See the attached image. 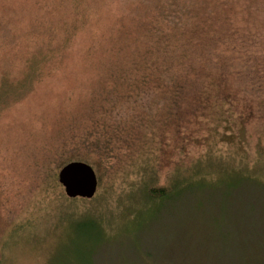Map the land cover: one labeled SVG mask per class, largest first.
Segmentation results:
<instances>
[{"label":"rangeland","instance_id":"374dc122","mask_svg":"<svg viewBox=\"0 0 264 264\" xmlns=\"http://www.w3.org/2000/svg\"><path fill=\"white\" fill-rule=\"evenodd\" d=\"M185 16L212 24L211 35L183 67L169 66L160 42ZM183 81L225 94V113L192 115L183 127L187 105L164 94ZM98 121L122 127L128 143L106 157L95 197L69 198L60 163ZM183 167L191 170L177 183L199 178L191 182L206 199L181 230L195 194L167 210L141 195L144 180L165 185ZM240 184L225 227L216 213ZM0 191V264H140L130 241L158 217L185 245L145 264H264V0H0ZM216 231H227L224 243ZM161 232L143 240L155 256Z\"/></svg>","mask_w":264,"mask_h":264},{"label":"trees","instance_id":"16d2710c","mask_svg":"<svg viewBox=\"0 0 264 264\" xmlns=\"http://www.w3.org/2000/svg\"><path fill=\"white\" fill-rule=\"evenodd\" d=\"M212 13V11H209V14ZM200 21L206 22L207 19L205 17H202ZM177 30L175 31V34L172 35L169 38H165V40H162L160 42V47L165 51V58H168L169 66H180L183 67L184 60L189 59V53L193 51V44L195 41L202 40L205 42V40L210 38L211 30H212V24L209 26H202L199 21L195 22L193 21V16H185V18L182 20L181 24H176ZM195 33H199V35L195 38L192 36H196ZM174 39V40H172ZM193 66H190L189 69H192ZM220 80V79H219ZM192 83L188 82H182L181 86L173 85L171 87H168L165 89L164 94H167L166 98L167 101H170L171 103H174L176 108H180V105L178 107L176 106L178 103H182L187 105L188 109L186 112H182V126L188 127L186 125L187 122L191 119L192 115H198L201 117H207L212 116L214 114L223 115L222 112L225 113L224 105H225V94H213L212 90L207 91L203 86L201 87H193L191 86ZM188 85V86H187ZM161 98H163V94L161 95ZM211 98H215L212 99ZM126 101V104L129 103V100H123L121 102V106ZM122 111V109H121ZM129 114V113H127ZM111 116V115H110ZM102 126V127H101ZM112 129V130H111ZM125 131H123L122 127L116 125V124H110L108 126H103V124L98 121L96 122L90 129H86L84 134L79 136V140L77 143V149L78 151L70 153L66 157H64L63 161L60 163V167L65 165L66 163L74 160L84 161L93 166L95 169L98 179H99V185L102 186L104 181V174L106 171V163L107 159L106 157H114V153L118 148H121L123 146H126L128 143L127 135L124 134ZM142 163L139 165L138 171L141 173H148V170L151 169V167L148 168V160H145L146 154H142ZM150 158V157H149ZM191 168V167H190ZM195 166L193 167V169ZM141 169V170H140ZM152 170V169H151ZM191 169L183 167L181 170L178 169L177 172H175L172 177L171 181H169L168 184H157L154 183L153 179L150 180H144L142 183L144 184L143 192H142V199L146 203H157L162 202L164 203V208L167 210L170 208V205L173 204V202L177 199H179V202L187 195V194H195L197 197L196 204L193 205V207L188 211L183 209L182 216H181V230L184 229L186 226H192L197 219H195V215L193 217H190L193 210L197 207L198 203V197L200 196L202 199V203L205 204L204 199L206 197L205 194L202 193L201 190L193 188L192 182L195 179L199 178H193V177H184L182 178V181H179L177 183V173L184 174ZM153 171V170H152ZM142 174V175H143ZM175 179V180H174ZM243 184V183H242ZM239 187L230 188L227 190V198L223 197L221 202H223V206H221V209H218L216 215L218 217L225 215V227H226V220L228 218V207L227 203L230 201L234 195V192L236 190H239L241 188V185ZM141 185V184H140ZM132 192V191H131ZM130 192V193H131ZM210 198L212 195L210 192H208ZM201 194V195H199ZM203 195V196H202ZM195 197V198H196ZM2 193L0 191V232L2 231L3 227L5 226V218L2 213ZM166 220L161 219V217H158L154 222H148L144 223L143 225H139L138 229L134 233V238L130 241L132 253L131 258L133 259H139L142 261L140 264H145L144 261L148 260H156L163 257H172L174 253L180 248V246H184V241L178 243V248L176 246V243L173 241V236L175 233L173 231L168 232L166 231V228L168 224H171L172 222L166 221V224L163 222ZM163 227V233L161 237V243H164L163 245V252L160 256L153 255L154 253L159 254V252H152L145 250L142 246L143 240L145 237V233L151 232V230L154 229V227ZM165 233V235H164ZM159 234V232H158ZM157 234L156 243L159 239V236ZM183 236V233H182ZM213 238H216L218 242L224 243L226 241V238H228V233L225 231V235L221 232H214L212 233ZM102 242L101 239H97ZM214 241V240H213ZM259 243H263L261 240H259ZM241 248V246H240ZM173 250L175 252H173ZM213 257L219 256L217 254L214 246H213ZM247 248L243 247V249L240 251V253L246 252ZM264 251V250H263ZM177 253V252H176ZM206 254V253H205ZM257 257L264 258V252L261 253V255ZM246 259H253L252 255L246 254ZM262 260V259H258ZM263 261V260H262Z\"/></svg>","mask_w":264,"mask_h":264},{"label":"water","instance_id":"95a60500","mask_svg":"<svg viewBox=\"0 0 264 264\" xmlns=\"http://www.w3.org/2000/svg\"><path fill=\"white\" fill-rule=\"evenodd\" d=\"M58 181L69 198L92 199L99 187V179L93 166L79 160L63 165L58 171Z\"/></svg>","mask_w":264,"mask_h":264}]
</instances>
